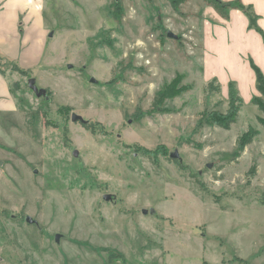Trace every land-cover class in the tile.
I'll use <instances>...</instances> for the list:
<instances>
[{"label": "rangeland", "instance_id": "obj_1", "mask_svg": "<svg viewBox=\"0 0 264 264\" xmlns=\"http://www.w3.org/2000/svg\"><path fill=\"white\" fill-rule=\"evenodd\" d=\"M36 3L19 22L44 48L26 78L45 94L26 79L13 89L20 112L0 110V264H264L263 113L236 87L235 122H215L230 112L204 71L214 7Z\"/></svg>", "mask_w": 264, "mask_h": 264}, {"label": "crops", "instance_id": "obj_2", "mask_svg": "<svg viewBox=\"0 0 264 264\" xmlns=\"http://www.w3.org/2000/svg\"><path fill=\"white\" fill-rule=\"evenodd\" d=\"M36 1L38 0H0V63H11L19 59L20 65L17 66L24 70L40 65L44 48L39 41L31 38L24 22H19L21 13L27 10V7L34 6L36 9L40 6ZM241 2L252 7V11L257 15L256 24L262 33L248 27L249 20L241 10L230 9L228 17L225 18L208 6L201 23L206 61L204 71L206 70L207 76L210 73L211 78H218L222 87L226 88L227 83L233 81L244 101L248 102L254 95L259 94L255 88V74L249 60L251 59L264 74V0ZM208 28L211 30L209 33ZM40 31H44V28L40 27ZM29 41L33 43H28ZM213 62L217 65L216 69L212 68ZM26 77L28 76L22 77L10 69L4 74L0 73V110L13 114L20 112L13 92L14 83L16 87L18 84L21 86Z\"/></svg>", "mask_w": 264, "mask_h": 264}, {"label": "trees", "instance_id": "obj_3", "mask_svg": "<svg viewBox=\"0 0 264 264\" xmlns=\"http://www.w3.org/2000/svg\"><path fill=\"white\" fill-rule=\"evenodd\" d=\"M208 4L212 5L214 9L217 11L218 14H220L222 17L227 18L229 15L230 9H239L241 10L248 18L249 20V28H254L258 32L262 33V30L260 27L256 24L257 20V15L252 11V7L250 5H245L241 2V0H206ZM172 4L177 5L181 2V0H170ZM115 16L118 17L119 13H117L115 10L113 11ZM249 65L254 71L255 74V88L257 92L259 93L258 95H254L250 99V103L256 105L261 112L263 113V117H259V122L262 126H264V74L261 72L260 68L250 59L249 60ZM9 66L12 71H16L19 74L23 76H29L28 71L21 69L18 67L16 64L3 61L0 63V73L4 74L5 73V68ZM215 79H212V81ZM212 81H209L208 87L210 88H216L213 87ZM16 83H14V86ZM227 97H228V104H229V112L230 114L228 116L222 117L221 119H218L215 121L219 126L228 129L230 124L234 123L237 117V114L239 112V109L241 107L242 99L237 93L236 90V84L233 81H229L227 83ZM67 109V108H66ZM211 123L214 122V120L210 121ZM87 128H91V131L94 132V129L91 127L90 124H83ZM253 133H244L238 138V149L237 153H241L244 149V147L251 142L252 140ZM256 172V166L252 164L249 169H248V174L253 176ZM263 205H264V201Z\"/></svg>", "mask_w": 264, "mask_h": 264}, {"label": "water", "instance_id": "obj_4", "mask_svg": "<svg viewBox=\"0 0 264 264\" xmlns=\"http://www.w3.org/2000/svg\"><path fill=\"white\" fill-rule=\"evenodd\" d=\"M166 36L168 37V38H177V35L176 34H174L173 32H171V31H167V33H166ZM27 85H28V87L37 95V96H40V95H42V94H45V91L43 90V89H38L37 87H36V85H35V79L33 78V77H29L28 79H27ZM71 121H79L80 123H82V124H87L88 123V120H86V119H84V118H82L80 115H77V114H75V113H72L71 114ZM75 156H77V151H74V153H73ZM169 157L170 158H172V159H176L179 163H181L182 162V158L179 156V154H178V151H177V149L175 148L172 152H170L169 153ZM211 165H210V163H208L207 164V167H210ZM112 198V196L111 195H109V194H104L103 195V199H105V200H110ZM151 211H152V209H151ZM144 212H146V210H144ZM25 220H26V222H28V223H32V222H34L31 218H30V216H26L25 217ZM58 237H59V235H56V239L58 240Z\"/></svg>", "mask_w": 264, "mask_h": 264}, {"label": "flooded vegetation", "instance_id": "obj_5", "mask_svg": "<svg viewBox=\"0 0 264 264\" xmlns=\"http://www.w3.org/2000/svg\"><path fill=\"white\" fill-rule=\"evenodd\" d=\"M177 161V160H176Z\"/></svg>", "mask_w": 264, "mask_h": 264}]
</instances>
